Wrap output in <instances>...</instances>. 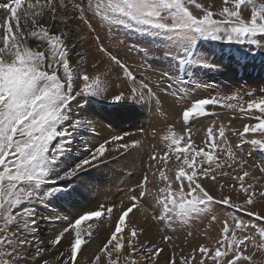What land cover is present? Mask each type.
Wrapping results in <instances>:
<instances>
[{"label":"snow or ice","instance_id":"obj_1","mask_svg":"<svg viewBox=\"0 0 264 264\" xmlns=\"http://www.w3.org/2000/svg\"><path fill=\"white\" fill-rule=\"evenodd\" d=\"M0 13V264H257L254 256L264 255V162L249 159L259 153L264 161V87L199 95L197 86L202 74L219 70L209 45L247 46L233 57L241 66L264 54V0H4ZM100 29H123L156 45L132 48L146 70L164 62L152 72L158 82L106 47ZM87 38L104 58L93 57L92 71L87 54L76 51ZM154 51L160 56L149 61ZM81 101L130 103L165 127L121 131L89 146L81 137L96 132V121ZM172 112L181 128L167 123ZM221 114L244 123L212 120L197 144L191 124ZM134 152L147 162L127 203H99L72 219L52 214L54 202L80 194L76 185L93 170ZM208 185L219 186V198ZM214 206L231 211L218 220ZM208 216L221 225L217 236L187 254L169 235L164 246L148 241L139 219L163 231ZM57 222L66 224L46 236L42 225ZM104 225L106 240L85 257Z\"/></svg>","mask_w":264,"mask_h":264},{"label":"rangeland","instance_id":"obj_2","mask_svg":"<svg viewBox=\"0 0 264 264\" xmlns=\"http://www.w3.org/2000/svg\"><path fill=\"white\" fill-rule=\"evenodd\" d=\"M0 2H4V0H0ZM199 2L202 3H212L214 5H220L222 3V0H199ZM83 28V27H82ZM81 28V30H82ZM86 29V28H85ZM86 34L83 35V33L80 31V34L88 37V33L87 30L85 31ZM98 34L100 36L101 42L107 47V46H113L114 44V48L116 49H121L120 51H118V56H120L122 59H126L127 54L126 52H128V54L131 53V51H133L134 53L137 52L136 50H133L132 46L136 45V47L138 49L144 48V47H154L156 48V45H148L146 39L138 37L137 35H135L134 33H128L125 32V30L121 29L118 32L116 31H107L105 29H100L98 30ZM131 35H133V37H131ZM123 38V39H122ZM122 39V40H121ZM126 39V40H125ZM95 39L94 38H90V41L87 43L86 39L80 43L79 45V50L82 53H86L87 56L89 55V49L91 44H94L96 42H94ZM123 41V42H122ZM125 42V43H124ZM126 44V46L124 45ZM130 44V49L128 48V45ZM129 49H127V48ZM210 49H212L211 46H208ZM87 49V50H86ZM217 52L216 57L212 58L214 62H217L219 65V70L218 71H212V72H208L207 74H202L200 76V80L202 81V83H200L197 86V94L199 95H208L210 93H214L215 91L219 90V91H231V90H235L234 87H236L238 85V83H243L242 85H245V88L243 89H259L261 87H264V56H262V58H256V61L252 62H243V66H241L240 64H237L235 59L233 61V57L231 58L230 56L234 55L233 53L235 52H239L241 51V46H237L234 45V47H232V53L229 55V57H226V54L221 53V49H224L225 52L227 50V47H225L224 45H221V47L219 49L214 48ZM237 49V50H236ZM239 50V51H238ZM247 50V46H244L243 51ZM93 52H91V54H95V57H99V53L97 52L96 48L92 49ZM243 51H241V54H243ZM264 55V54H263ZM134 56V55H133ZM152 56H160V53L157 51H154L150 56H149V61H151ZM124 57V58H123ZM228 58V59H227ZM252 59L251 56L247 59L250 60ZM259 59V60H258ZM127 60V59H126ZM125 60V61H126ZM129 60V59H128ZM134 60V58H133ZM227 61V62H225ZM159 65H161V68H163V64L164 62L162 60H158L157 61ZM225 64L226 67H224L222 64ZM227 64V65H226ZM147 72V76H151L152 72H158L156 71V67L154 65V63H151V67L150 69L146 70ZM155 76V75H154ZM210 76H212V83L208 82V79L211 78ZM157 77V76H156ZM207 80V81H206ZM208 82L211 85H208L206 82ZM219 83V84H218ZM159 84L162 88L164 81L160 80ZM213 85V86H212ZM207 86V87H206ZM94 102V101H93ZM90 102V103H93ZM167 104L170 103V101L166 102ZM91 105V104H90ZM89 105V103L86 104V101H81V106L85 107L86 110L88 112H86V115L91 117H99L100 113H96L97 111L92 110L93 108H91ZM126 109H134L138 114H140V116H143L139 111L140 109L137 108V106H133L132 104H125ZM89 106V107H88ZM88 107V108H87ZM131 107V108H129ZM88 113V114H87ZM151 115L150 114V119H151ZM107 115H104V118ZM204 122L203 124H198L196 123V127L194 128V133H193V138L196 141L197 144L202 145L204 138H205V129L211 125L212 120H215L216 124H224L227 125L229 127H233V128H241L244 121L236 118L233 119L231 117H227L223 114H221L218 117H213L212 119H203ZM136 121V124H138ZM233 122V123H232ZM103 123H107L106 121H103ZM130 124V125H129ZM134 123H126L123 127V129L120 130L121 131H128V132H132L133 130H131V128H133ZM126 126V127H125ZM204 127V128H203ZM97 136H96V135ZM95 136V137H94ZM99 136V138H98ZM101 134L94 133V134H87L84 135L83 137H81V140L88 142L91 140V138L93 139L91 141V143L89 144V146H92L93 144L97 143V142H102V138L104 137H100ZM97 137V138H96ZM96 139V140H95ZM155 142V141H154ZM156 143V142H155ZM247 151V149H246ZM147 157V156H146ZM147 162V161H146ZM264 161L261 160V157L258 153H255L253 155L252 158L249 159V164H253V163H262ZM141 166H143L144 168V163L140 164ZM146 165V163H145ZM110 166V165H109ZM107 168H104L103 170L105 171ZM94 174L92 176L93 178V187L92 188H86L87 190L85 191V189H83V186H81L80 184H77L76 186L78 187V189H83V191L86 192H95L97 190V194L95 197L98 196V198H100L103 194L104 189L101 188L102 186V180L103 178H100V175H96V170H93ZM126 176V175H125ZM129 176H132V173L129 174ZM99 177V178H98ZM97 182V183H96ZM230 182V181H229ZM137 184V183H136ZM136 184L134 185L133 188H135ZM210 191L219 198V196L221 195V192L219 190V186L218 185H208ZM101 188V189H99ZM91 189V190H90ZM121 189V188H120ZM155 190V189H154ZM99 193V194H98ZM94 194V193H93ZM93 194H89L88 197H84L85 200H88L89 197H94ZM223 194H229V191L227 189V187L224 189V193ZM231 195L233 196V198L236 197V193L232 192ZM77 197V196H76ZM71 201L72 203L74 201H77V199ZM78 198V197H77ZM81 201L82 200H78ZM65 204L63 205V202H54V211L52 214H59L62 216L63 212H66V210H68L67 208H69L68 206L70 205L71 202H67L64 201ZM95 205H92V207L90 209H94ZM262 208H264V205H262ZM214 214L217 216L218 220L223 219L224 216L228 215V213L231 211L230 209H225L223 206H214ZM43 214L48 215L49 212L44 210ZM64 215V214H63ZM72 219V218H70ZM244 219H248L247 217H244ZM58 223H54L51 226L53 228L58 226ZM155 224V222H154ZM46 226V225H43ZM220 223L218 222H213L211 221V216H208L206 218H202L200 220L197 221H193L192 224L190 226H176L174 230H169V229H164L163 231H161V226L155 224V229L158 232V240L159 244L164 246L163 241H162V237L163 235H169L172 237V240L169 242L171 244H174L177 246V251L180 248H183L185 250V254H187L188 252L191 251V249L193 247H197L200 243H205L207 242V238L209 236H217L218 234V229L220 228ZM108 225H104L103 227L99 228V229H106L108 228ZM45 228V227H42ZM191 232L192 235L189 236L188 233ZM107 237V236H106ZM106 237H103L101 239V243L103 241L106 240ZM168 251H171V249H168ZM254 259L257 261V264H264V255H261L260 253H257L254 256Z\"/></svg>","mask_w":264,"mask_h":264},{"label":"bare ground","instance_id":"obj_3","mask_svg":"<svg viewBox=\"0 0 264 264\" xmlns=\"http://www.w3.org/2000/svg\"><path fill=\"white\" fill-rule=\"evenodd\" d=\"M0 14H2V13H0ZM80 31L83 33V35L86 34L85 33L86 29L84 27ZM131 37H133V35H131ZM89 41H90V38H87L86 42L88 43ZM124 45L126 46V44H124ZM127 45H128V48L130 49V44H127ZM113 46H114V44H113ZM113 46L109 45L107 47L112 49L113 51H115L118 54V51H120L121 49H116ZM232 47H234V45H232ZM93 48H95V45L91 44L90 49L88 51L89 55L87 56L89 71H92L91 64L94 62L93 57H95V54H91V52H93L92 51ZM152 48H154V47L152 46ZM76 51L81 52L79 50V48H77ZM126 54H127V57H126L127 60L126 59L125 60L130 65H132L133 70L136 72V74L147 76L146 69L141 67V64L144 63L141 56H139L137 54V52L134 53L133 51H131L130 54H128V52H126ZM98 56L100 59H104L100 53ZM226 57H228V55ZM133 58H134V60H133ZM231 58H232V56H231ZM74 59H75V57H74ZM246 61L247 62L251 61V63H252V62L256 61V57H255V59H250V60H246ZM154 65L156 67V71L159 72L162 70L161 65H159L158 62H154ZM222 65L224 67H226L224 63ZM210 77L211 78L208 79V82L212 83V81H213L212 76H210ZM148 78L151 79L154 84L158 82V78L154 75H151ZM206 81H204V82H206ZM208 82H206V83L208 85H211ZM242 84L243 83H241V82L238 83V85L236 87H234V89L245 88V85H242ZM110 100H111V97H109V101ZM89 105L91 108H93L92 110L97 111L96 113H98V112L100 113L99 117L94 118V117H91V115H90V118L96 121V132L95 133L98 132L99 134H101V136H100L101 138L102 137L106 138L109 134L119 133L120 130L123 129V127L126 123H134V125L132 124L133 128H131V130H133L132 132L137 133V135H139L138 130L140 128H144L146 131L150 132L153 128H156L157 130H161L165 127L166 122L162 119L156 118L153 115V113L148 112L147 110L140 109L139 112L143 115V116H140V114H138L134 109H128L127 110L123 102L110 103L108 101H106V102H95L94 101L93 103H89ZM129 108H131V107H129ZM164 109L170 110L169 104H167L166 102L164 104ZM150 114H152L151 119H150ZM104 115H107V116L104 118ZM138 119H139V122H137L138 124H136V121H138ZM103 121H106L107 123H103ZM203 122H204V120L202 119L198 122H193L191 124L192 135L194 133V128L196 127V123L203 124ZM167 123H175L177 128H181V126H182V122L179 120V117L176 116L175 112H172V115H171L170 119L167 121ZM98 138H99V136H98ZM92 140L93 139L91 138V140L89 141V144L91 143ZM149 140H151V137H149ZM151 142L155 143L157 141L154 142V140H152ZM141 155H143V152H141V153L134 152L133 155L128 157V158H126V159L121 158L118 162H114V163L110 164V166L105 171L104 170L96 171L95 174L100 175V178H103L101 188H103L104 191H103V194L100 198H98V196L95 197L97 194V190L95 192H90V193L86 192L85 193V191L88 188L93 187L92 176L94 174V171H92L83 181V189H85V191H83V189L82 190L79 189L80 194L77 195L78 198L76 197L77 201H74L73 203L71 202L70 205L68 206L69 208H67L68 210H66V212H63L62 216H68L69 219L73 218L77 213L89 210L92 207V205H95V207H97L99 203H116L117 205H119L121 203V201H124L125 203H127V199H126L125 194L129 191L130 188L134 187V185L138 182V180L140 179V176H141V170L143 168V166L140 165V164H143L141 162ZM146 161H147V157H146V155H144V168H146V165H145ZM131 173H132V176L130 177L129 174H131ZM101 188H99V189H101ZM89 194H93L94 197H92V198L89 197L88 200H85L84 197H88ZM80 199L82 200V202L78 201ZM64 204H65V202H63V205ZM139 219H140L141 225L145 229V238L152 243L159 244V241H157L159 238L158 237L159 235L155 229L154 222H152L151 220L144 221L142 217H140ZM65 224H66V222H59L58 226L55 228H53L52 226H43V225H42V227H45V230H46L45 235L47 236V235H51L53 231L62 228L63 226H65ZM108 228L98 229L96 231V234H95L93 240L90 242V247L85 246L88 248V250L84 253L85 257L90 256L92 254V252H94L96 249H98L100 246H102L104 241L102 243L100 241L103 237H106L108 235ZM162 257H163V254H162ZM161 264H164L163 258L161 260Z\"/></svg>","mask_w":264,"mask_h":264}]
</instances>
